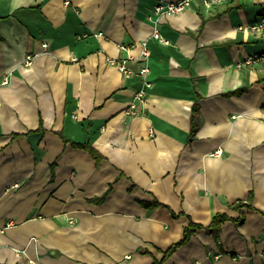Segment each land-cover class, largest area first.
<instances>
[{"label": "crops", "instance_id": "crops-1", "mask_svg": "<svg viewBox=\"0 0 264 264\" xmlns=\"http://www.w3.org/2000/svg\"><path fill=\"white\" fill-rule=\"evenodd\" d=\"M159 1L0 0V264H264V0Z\"/></svg>", "mask_w": 264, "mask_h": 264}, {"label": "built area", "instance_id": "built-area-1", "mask_svg": "<svg viewBox=\"0 0 264 264\" xmlns=\"http://www.w3.org/2000/svg\"><path fill=\"white\" fill-rule=\"evenodd\" d=\"M195 0H174V1H159L154 8V12L159 15H178L189 9L192 3ZM202 5L210 10L216 6L223 5L232 0H200ZM253 3H259L260 0H249ZM252 30L255 31H264V20L258 24L251 26ZM154 38L163 44H169V41L166 40L158 30H155ZM122 50H127L125 45H120ZM150 50L147 47L146 43H143V52H142V61L144 64L138 71H134L128 64L127 60H122L115 62L113 59L110 60L111 64L116 65L119 71L125 78H131L133 76H140L142 79L141 88L134 94L132 101L128 107V113L130 115H137L140 107L143 106L148 97V91L153 88V82L148 79L150 74V67L148 65V59L150 57ZM31 57H29V60ZM253 63H263L264 64V53H257L252 56H249L244 63H238V68L242 67L244 64H253ZM9 83L8 77H4L1 81L0 86L7 85Z\"/></svg>", "mask_w": 264, "mask_h": 264}, {"label": "trees", "instance_id": "trees-1", "mask_svg": "<svg viewBox=\"0 0 264 264\" xmlns=\"http://www.w3.org/2000/svg\"><path fill=\"white\" fill-rule=\"evenodd\" d=\"M204 26V24H203ZM202 26V28H203ZM244 92V89H240V90H237L235 92H233L232 94H241ZM197 110V106H194L193 108V114L196 112ZM193 132H194V129H193ZM75 146H78V147H82V148H85V149H88L92 155L97 159L99 160L101 157L96 153V151L90 146V145H81V144H73ZM249 200H252V198L250 197ZM249 203H246L244 201H238L237 203H235L233 205V208L235 209H241V208H244V207H249L251 202L250 201H247ZM244 213H241V216L238 220H235L236 222L240 223L243 221L244 219ZM229 220H233L232 218H230L229 216L225 215V214H217L213 217V220H212V223L210 224V226H208L207 228V231L211 234H217L221 225L226 222V221H229ZM204 227L201 226V225H197V224H194V223H190L184 230V236H183V239L175 244H173L166 252H165V256H164V260H166L169 256H171L179 247H181L182 245L186 244L190 238L193 236V234L198 230V229H203ZM163 261H155L153 264H162Z\"/></svg>", "mask_w": 264, "mask_h": 264}]
</instances>
